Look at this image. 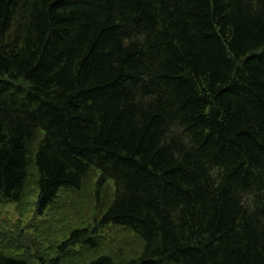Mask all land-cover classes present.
Instances as JSON below:
<instances>
[{"label": "trees", "instance_id": "trees-1", "mask_svg": "<svg viewBox=\"0 0 264 264\" xmlns=\"http://www.w3.org/2000/svg\"><path fill=\"white\" fill-rule=\"evenodd\" d=\"M7 204L0 264H264V0H0Z\"/></svg>", "mask_w": 264, "mask_h": 264}, {"label": "rangeland", "instance_id": "rangeland-1", "mask_svg": "<svg viewBox=\"0 0 264 264\" xmlns=\"http://www.w3.org/2000/svg\"><path fill=\"white\" fill-rule=\"evenodd\" d=\"M33 210V208H31L30 210H28L27 213H24L23 215H20L18 212H17V209L14 205L12 204H7L5 206H0V214H3L5 215V219L7 220V222L11 223L12 225H14V220L15 219H21L22 223H27L31 217H32V213L31 211ZM29 232H35V231H32V230H28ZM35 233H39L41 234V231L39 232H35ZM42 236V235H41ZM52 235H43V240L46 241V239H49L51 238ZM124 236L126 237H129L131 240V243L135 242L136 245L133 246L134 247H137V245H140V242L139 240L135 237V235L133 233H129V234H125ZM122 238V237H121ZM29 242V240H27ZM120 247V242L116 243L114 245V249L112 246H110L109 250L110 251H115V252H118V249ZM130 248V245L128 244L127 247H126V251H129V254L132 255V253H134L135 250H131Z\"/></svg>", "mask_w": 264, "mask_h": 264}]
</instances>
